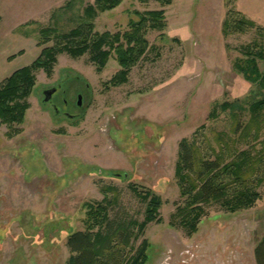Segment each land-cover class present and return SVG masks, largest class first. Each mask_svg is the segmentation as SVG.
<instances>
[{"label": "rangeland", "instance_id": "1", "mask_svg": "<svg viewBox=\"0 0 264 264\" xmlns=\"http://www.w3.org/2000/svg\"><path fill=\"white\" fill-rule=\"evenodd\" d=\"M236 2L122 0L88 18L86 9L95 0H0V51L10 53L12 70L39 56L44 27L67 32L93 23L98 33L125 31L150 10H163L166 24L148 31L149 49L123 84L109 83L120 70L114 54L101 72L90 52L58 54L49 75L34 72L22 133L9 138L0 125V264H65L67 237L84 228L85 203L102 200L105 185L119 192L112 219L143 221L148 201L131 185L161 199V221L149 223L134 241L135 247L144 239L149 243L145 264H257L264 182L250 208L207 207L194 233L172 218L182 201L175 178L180 140L201 125L208 134L228 131L230 111L221 105H243L246 121L248 103L261 96L233 67L242 45L257 37L256 29L223 33ZM262 3L247 0L245 14L253 20L252 13L264 14ZM54 87L45 101L44 91ZM213 111L216 118L210 117Z\"/></svg>", "mask_w": 264, "mask_h": 264}, {"label": "trees", "instance_id": "2", "mask_svg": "<svg viewBox=\"0 0 264 264\" xmlns=\"http://www.w3.org/2000/svg\"><path fill=\"white\" fill-rule=\"evenodd\" d=\"M122 0H95L88 5L86 14L93 18L98 12L117 7ZM170 4L172 0H159ZM125 31L98 33L93 23L81 24L67 32L54 27L39 30L42 47L39 56L30 65L18 68L0 83V125H5L9 138L22 133L26 111L30 108L28 97L35 85L37 69L48 75L52 72L58 54L67 53L80 57L91 53V61L101 72L114 54L120 66L110 79L112 86L128 80V75L147 53L149 30L165 28L164 11L150 10L139 14ZM1 20V16H0ZM255 28L257 37L242 45L234 63V69L250 83L256 84L261 96L247 106L249 117L241 120L245 107L238 102H224L223 111H230L231 125L228 131L198 127L190 138H182L178 146L175 178L182 201L176 204L172 215L178 225L189 234L197 231L198 224L206 214V208L218 205L230 212L252 207L261 197L259 187L264 182V25H259L245 14L228 10L223 23V33L228 36L244 33ZM52 42L51 45L47 43ZM19 53L22 54L20 51ZM213 111L210 117L216 118ZM245 146V147H244ZM113 175H119L113 173ZM147 200L143 221L138 222L122 215L110 217V208L116 206L119 192L116 187L101 186L103 199L85 203L84 228L71 233L66 240L70 255L65 264H145L149 243L144 239L134 246L139 236L151 222H160L161 199L149 192L141 193ZM257 264H264V237L255 247Z\"/></svg>", "mask_w": 264, "mask_h": 264}, {"label": "crops", "instance_id": "3", "mask_svg": "<svg viewBox=\"0 0 264 264\" xmlns=\"http://www.w3.org/2000/svg\"><path fill=\"white\" fill-rule=\"evenodd\" d=\"M247 0H237L236 2V9L239 10L240 12H242L243 14H245V10L246 7H245V2ZM263 3L262 5L264 6V0H262ZM254 15V20L252 18L253 21H255L257 24H261V25H264V14L262 15H258V14H255V13H252ZM246 15V14H245ZM247 16V15H246ZM248 17V16H247ZM12 60L11 58V55L9 52H5V50L3 51H0V83L5 79L7 78L11 73H13L15 70H17L16 68L15 69H10L9 67V63ZM21 68V67H20Z\"/></svg>", "mask_w": 264, "mask_h": 264}, {"label": "water", "instance_id": "4", "mask_svg": "<svg viewBox=\"0 0 264 264\" xmlns=\"http://www.w3.org/2000/svg\"><path fill=\"white\" fill-rule=\"evenodd\" d=\"M55 91H56L55 87L45 90L44 91V96H45L44 100L45 101H49L52 98V95H53V93H55ZM78 98H79L78 99V104H81V95H79Z\"/></svg>", "mask_w": 264, "mask_h": 264}, {"label": "flooded vegetation", "instance_id": "5", "mask_svg": "<svg viewBox=\"0 0 264 264\" xmlns=\"http://www.w3.org/2000/svg\"><path fill=\"white\" fill-rule=\"evenodd\" d=\"M64 102H66V100H64ZM56 108V107H55Z\"/></svg>", "mask_w": 264, "mask_h": 264}]
</instances>
